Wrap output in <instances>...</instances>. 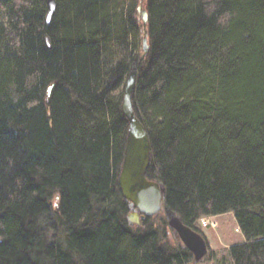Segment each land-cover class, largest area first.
I'll use <instances>...</instances> for the list:
<instances>
[{
    "label": "trees",
    "instance_id": "1",
    "mask_svg": "<svg viewBox=\"0 0 264 264\" xmlns=\"http://www.w3.org/2000/svg\"><path fill=\"white\" fill-rule=\"evenodd\" d=\"M55 2L46 24L45 0H0V264H191L162 210L126 220L136 56L133 109L163 206L197 232L232 213L245 242L229 258L264 264V0H135L145 53L134 4Z\"/></svg>",
    "mask_w": 264,
    "mask_h": 264
},
{
    "label": "water",
    "instance_id": "2",
    "mask_svg": "<svg viewBox=\"0 0 264 264\" xmlns=\"http://www.w3.org/2000/svg\"><path fill=\"white\" fill-rule=\"evenodd\" d=\"M45 2L47 7L45 21L49 24L56 10V2L55 0H45ZM137 11H140L143 26L142 50L145 53L148 48L145 30L148 14L145 9H141V6H138ZM46 43L49 45L48 39ZM137 63L138 56L134 58L127 72L121 100V112L128 121V127L117 181L122 198L128 202L126 220L130 227L135 228L146 218L155 216L163 209L168 228L175 239L190 252L192 261L198 263L204 260L208 252L205 239L185 225L171 209L163 206L164 186L146 176L150 162V142L143 124L136 117L133 109ZM52 88L53 84L47 87V96L50 95Z\"/></svg>",
    "mask_w": 264,
    "mask_h": 264
},
{
    "label": "rangeland",
    "instance_id": "3",
    "mask_svg": "<svg viewBox=\"0 0 264 264\" xmlns=\"http://www.w3.org/2000/svg\"><path fill=\"white\" fill-rule=\"evenodd\" d=\"M119 1L121 8H127L129 5L133 6L134 4V7L137 10L138 6H140L135 4V0H119ZM137 15L138 18L140 19V11H138ZM137 39L141 41V36L135 37L134 35H132L130 38V43L136 41ZM118 49L116 48V51H118ZM162 211L164 212L163 209ZM203 220L204 223H202ZM196 225L200 230V232L197 231L196 232L202 235V237L205 239L208 245L207 247L208 252L203 261L193 264H233L232 260L229 258L228 255V248L231 245L245 242V239L242 236L239 227L237 226L233 214L224 213L220 215L204 216L197 221ZM168 237H169L168 241L170 243H172L173 241L175 242L177 241L171 231ZM179 244L182 245L181 243ZM212 253L213 256L211 257Z\"/></svg>",
    "mask_w": 264,
    "mask_h": 264
},
{
    "label": "bare ground",
    "instance_id": "4",
    "mask_svg": "<svg viewBox=\"0 0 264 264\" xmlns=\"http://www.w3.org/2000/svg\"><path fill=\"white\" fill-rule=\"evenodd\" d=\"M208 246V245H207ZM205 259V258H204ZM194 262L192 261L191 264H193Z\"/></svg>",
    "mask_w": 264,
    "mask_h": 264
},
{
    "label": "built area",
    "instance_id": "5",
    "mask_svg": "<svg viewBox=\"0 0 264 264\" xmlns=\"http://www.w3.org/2000/svg\"><path fill=\"white\" fill-rule=\"evenodd\" d=\"M202 223H204V220L202 221Z\"/></svg>",
    "mask_w": 264,
    "mask_h": 264
}]
</instances>
